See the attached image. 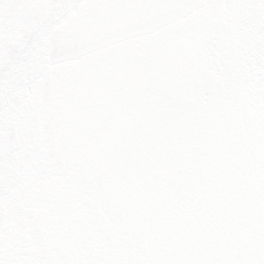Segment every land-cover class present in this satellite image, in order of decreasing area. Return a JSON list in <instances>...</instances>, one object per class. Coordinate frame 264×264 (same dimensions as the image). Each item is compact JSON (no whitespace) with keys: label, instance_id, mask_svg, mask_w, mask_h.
Wrapping results in <instances>:
<instances>
[{"label":"snow or ice","instance_id":"obj_1","mask_svg":"<svg viewBox=\"0 0 264 264\" xmlns=\"http://www.w3.org/2000/svg\"><path fill=\"white\" fill-rule=\"evenodd\" d=\"M0 264H264V0H0Z\"/></svg>","mask_w":264,"mask_h":264}]
</instances>
